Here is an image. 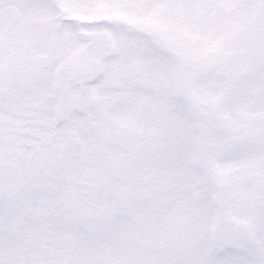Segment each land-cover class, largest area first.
<instances>
[{
    "label": "snow or ice",
    "instance_id": "1",
    "mask_svg": "<svg viewBox=\"0 0 264 264\" xmlns=\"http://www.w3.org/2000/svg\"><path fill=\"white\" fill-rule=\"evenodd\" d=\"M0 264H264V0H0Z\"/></svg>",
    "mask_w": 264,
    "mask_h": 264
}]
</instances>
